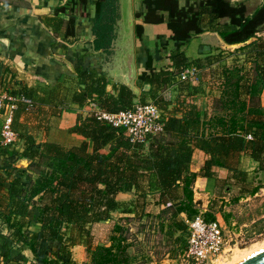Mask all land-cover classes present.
<instances>
[{"label": "trees", "instance_id": "trees-1", "mask_svg": "<svg viewBox=\"0 0 264 264\" xmlns=\"http://www.w3.org/2000/svg\"><path fill=\"white\" fill-rule=\"evenodd\" d=\"M89 2L68 0L42 22L61 39L75 37L77 18L88 14ZM92 2V47L110 55L120 35V0ZM141 2L144 9L135 8L133 13L135 38L142 36L144 23L165 22L171 38L178 41L206 30L217 31L229 44L255 39L239 47L243 60L236 58L213 71L218 95L213 101L215 109L203 120L193 102H181L169 113L168 100L159 95L184 68L202 65L201 59L188 60L179 47L171 50L169 66L139 76V94L125 83L109 91L104 73L80 67L69 83L30 85L0 58V91L16 99L12 128L19 141L4 144L0 136V221L8 231L0 257L10 255L13 246L26 245L33 260L19 255L13 258L14 264H77L71 248L84 244L89 255L85 264H135L137 253L130 251L134 243L127 235L128 223L133 220L153 225L167 237L178 231L180 253L188 233L185 219L199 210L192 190L196 173L190 170L194 148L208 154L201 175L215 176L213 168L217 166L228 169L229 176L220 187L234 181L242 192L253 193L262 185L258 182L250 188L239 157L248 152L259 163L257 171H264V107L259 101L264 88V37L258 36L264 28V4L249 13L244 3L231 0ZM65 12L67 18L61 15ZM145 84L150 87L145 89ZM199 89L194 87V91ZM146 97L164 115L162 131L151 135L145 144L131 142L123 127L112 126L93 112L68 128L69 134L80 136L78 141H61L60 132L54 137L61 112L70 103L84 105L92 100L99 108L115 112L131 108L135 98L145 102ZM1 125L0 120V130ZM21 157L29 160L26 167L15 165ZM125 191H133L135 198L119 201L117 193ZM152 192L159 193L164 204L155 215L145 212L146 196ZM114 211L127 214L115 219L107 242L94 244L92 224L111 219ZM204 216L215 220L211 206ZM32 218L41 224L38 231L28 228ZM257 225L247 230L262 232L264 218ZM173 250L172 256L178 248Z\"/></svg>", "mask_w": 264, "mask_h": 264}, {"label": "crops", "instance_id": "crops-1", "mask_svg": "<svg viewBox=\"0 0 264 264\" xmlns=\"http://www.w3.org/2000/svg\"><path fill=\"white\" fill-rule=\"evenodd\" d=\"M122 1L126 6L128 0H120V35L113 53L106 55L101 50L92 47L90 34V20L94 15L92 0L88 4V14L79 15L77 18V35L67 40L61 39L56 33H53L44 25L42 19L52 15L57 6L66 5L68 0H0V58L10 64L18 77L30 85L54 86L58 82L69 83L75 69L80 67L104 73L108 79L106 88L112 91L114 85L124 83L122 55L125 51L123 41L127 14L126 9L122 10V4H124ZM129 1L132 5V13L135 8L144 9L141 0ZM231 1L244 3L249 13L264 4V0ZM61 15L64 18L68 17L66 12ZM258 36L264 37V28L258 33ZM253 39L255 37H251L245 42ZM118 42L122 44L120 45ZM245 42L226 43L215 30H206L193 34L185 41H178L171 38V31L165 22L144 23L142 36L134 37L136 68L134 83L136 84L140 80L139 76L144 72L150 73L169 66L171 50L179 47L184 51L188 60L201 59L202 65L196 68L194 79L181 80L176 77L160 90L159 95L168 100L166 110L169 113L178 108L181 102H193L203 120L205 116L212 114L215 109L213 101L218 95L213 71L217 72L224 64H229L236 58L243 60L245 55L241 53L239 47ZM194 87L200 89L194 91ZM259 101L260 105L264 107V88L260 92ZM96 106L92 100L84 105L68 104L61 112L58 129L55 136L53 133V136L56 137V134L58 136L60 132L61 141L66 143L78 141L80 136L69 134L68 128L72 127L79 117H84L92 112ZM204 131L208 132L207 129ZM16 147L20 149V144L17 143ZM207 158L208 154L202 149H193L190 170L196 173L192 183L195 206L205 212L210 210L211 206L215 220L224 228H244L253 226L262 220L264 218V171H257L258 161L248 152L241 153L239 157V166L247 172V180L251 183L250 188L258 182L262 183L257 191L251 193L242 192L239 184H235L234 181H231V186L220 187L222 181L229 176V171L225 167H214L215 176L201 175V167ZM28 164L29 160L23 157L15 162L17 167H26ZM234 197L239 198L237 201H232ZM116 198L121 202H130L135 198V194L133 191L119 192ZM163 206L159 193L152 192L146 196L145 212L155 215L160 212ZM126 214L114 211L111 219L96 222L92 226L108 225L110 230L115 219ZM128 215L131 216L132 213ZM181 216L186 217L184 213ZM128 225L132 228L131 222ZM40 227L41 224L32 218L28 228L31 231H38ZM7 234L6 227L0 221V253H4L2 246L7 242ZM8 254L10 255H7L5 259L0 257V264H14L15 259L13 258L19 255L29 261L33 260V253L26 245L13 246ZM86 255L84 244H76L71 248V256L77 264L86 260Z\"/></svg>", "mask_w": 264, "mask_h": 264}, {"label": "built area", "instance_id": "built-area-1", "mask_svg": "<svg viewBox=\"0 0 264 264\" xmlns=\"http://www.w3.org/2000/svg\"><path fill=\"white\" fill-rule=\"evenodd\" d=\"M196 68L188 66L178 75L181 80H191L196 77ZM0 108L4 117L1 134L4 144L14 143L17 139L12 128L13 112L16 108L15 98L0 91ZM92 112L101 120L115 127H123L131 142L145 144L147 139L163 129V110L152 101H137L131 108L115 112L103 110L96 106ZM251 135L248 134V137ZM198 213L187 223V238L184 249L179 253L180 264H213L240 245L246 244L256 236L255 231L249 232L248 226L233 231H226L217 220H208L204 210L198 208Z\"/></svg>", "mask_w": 264, "mask_h": 264}, {"label": "rangeland", "instance_id": "rangeland-1", "mask_svg": "<svg viewBox=\"0 0 264 264\" xmlns=\"http://www.w3.org/2000/svg\"><path fill=\"white\" fill-rule=\"evenodd\" d=\"M122 10L125 9V2L122 1ZM123 28V25H122ZM121 28V29H122ZM120 41V40H119ZM121 42V41H120ZM118 42V44H122ZM7 94V92H6ZM7 96H10L7 94ZM16 101V99H15ZM145 101H152L149 97L145 98ZM4 112L3 109L0 108V120L3 122ZM2 128V125H1ZM0 136L2 139V134L0 130ZM19 142L18 138L15 143ZM131 226L127 231V235L130 237L132 242L134 243L131 246L130 251L133 253H137V258L135 259V264H180L178 259L179 246L182 243V240H177L176 236L179 234L178 231L172 237H167L164 232L160 231L157 227L153 225H147V223L143 224L138 221H131ZM254 228L258 227L253 225ZM130 227V226H129ZM226 231H233L235 228H225ZM108 225H97L92 226L91 228V238L94 244L100 242H105L108 239ZM264 243V230L257 234L249 242L246 244L240 245L238 248L233 249V251L228 252L223 257L219 258L213 264H235L238 261L244 259L242 258V254L244 252H249L255 245H261ZM173 248H178V251L175 255ZM243 249V250H242ZM86 260L82 261L80 264H85L88 259V252L86 250ZM250 254V253H249ZM241 257V258H240ZM246 258V257H245Z\"/></svg>", "mask_w": 264, "mask_h": 264}, {"label": "water", "instance_id": "water-1", "mask_svg": "<svg viewBox=\"0 0 264 264\" xmlns=\"http://www.w3.org/2000/svg\"><path fill=\"white\" fill-rule=\"evenodd\" d=\"M126 31L123 45L125 51L122 55V65L124 69V83L132 88L135 94H139V87L134 83L136 77V68L134 63V15L132 13V5L128 0L126 1ZM149 85L145 84L144 88H148ZM138 99L135 98L134 102ZM236 264H264V248L251 256L243 259Z\"/></svg>", "mask_w": 264, "mask_h": 264}, {"label": "bare ground", "instance_id": "bare-ground-1", "mask_svg": "<svg viewBox=\"0 0 264 264\" xmlns=\"http://www.w3.org/2000/svg\"><path fill=\"white\" fill-rule=\"evenodd\" d=\"M264 248V243L263 244H261V245H255L249 252H244L243 254H242V258L244 257V259H245V257L247 258V257H249V256H251L252 254H254V253H256V252H258L259 250H261V249H263ZM243 250V249H242ZM250 253V254H249ZM241 258V257H240ZM243 260V259H242ZM241 260V261H242ZM238 262H240V261H238ZM237 262V263H238ZM236 264V263H235Z\"/></svg>", "mask_w": 264, "mask_h": 264}]
</instances>
